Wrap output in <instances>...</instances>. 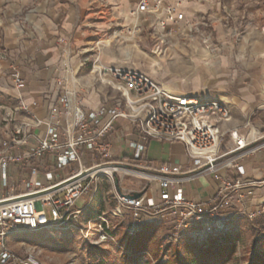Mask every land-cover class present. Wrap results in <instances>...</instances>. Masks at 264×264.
<instances>
[{
	"label": "built area",
	"instance_id": "obj_1",
	"mask_svg": "<svg viewBox=\"0 0 264 264\" xmlns=\"http://www.w3.org/2000/svg\"><path fill=\"white\" fill-rule=\"evenodd\" d=\"M139 12L155 16L158 30H153L151 37L160 51L187 39L198 38L208 48L212 45L211 25L205 15L188 19L166 0H141L136 8V14ZM58 43L62 59L54 80L58 94H44L45 115L37 113L40 101H25L21 92L26 80L17 64L10 65V79L19 93L17 111L23 115L0 141V264H39L32 256H17L8 247V237L20 232L77 227L79 217L97 193L99 180L104 177L115 182L120 174L146 181L139 197L122 190L115 194L112 215L122 216L127 210L133 216L126 228L128 234L138 230L144 215H159L170 221V240L175 243L226 234L228 222L235 215L229 208L242 210L246 196L242 162L264 147V142L251 146L258 137L245 135L236 127L228 131L233 146L227 147L223 143L226 132L221 129V123L232 117L227 102L169 90L142 70L105 66L99 55L82 50L81 64L90 63L98 81L116 93L111 106L87 107L83 93L90 87L80 84L71 66L76 51L67 39L59 38ZM119 118L135 125L129 160L114 156L110 133ZM250 125L248 119L244 126ZM152 139L182 142L192 165L183 169L179 164L148 161L145 154ZM232 168L238 175H223L210 198L186 194L185 183L205 174L220 176ZM86 195L90 200L80 204ZM85 224L87 230L81 228L85 239L90 237L88 228L98 224L96 243L116 241L103 214L90 217Z\"/></svg>",
	"mask_w": 264,
	"mask_h": 264
},
{
	"label": "crops",
	"instance_id": "obj_2",
	"mask_svg": "<svg viewBox=\"0 0 264 264\" xmlns=\"http://www.w3.org/2000/svg\"><path fill=\"white\" fill-rule=\"evenodd\" d=\"M140 1L0 0V93L13 97L19 94L13 87L9 74L10 65L15 63L26 80L21 92L25 101H40L41 106L37 108V113L45 115L47 105L44 103V94H58L54 84L62 64L58 39L64 38L72 43L76 51L71 58L74 75L80 78L81 85L91 88L83 93L84 105L91 108L111 106V98L115 94L110 93L113 91L109 88L105 89L106 84L103 86V83L95 80L90 63L81 64L82 50L92 52L94 56L99 55L100 62L105 66L127 63L129 56L119 63L114 61L110 54L117 51L127 53L136 45L133 41L136 37H142L147 43L153 30H158L154 25L155 16L145 12L136 14ZM166 2L176 5L188 19L207 16L214 42L209 48L180 47L178 43L184 40L171 45L170 52L173 57L183 59L184 65L186 57L192 59L197 74L188 77L186 81V84L192 87L178 91L171 87L166 88L202 98H220L227 101L232 117L221 123V129L228 131L238 127L243 134L256 136L258 142H264V0ZM182 48L187 56L181 58L178 54ZM108 99L110 102L104 103ZM248 119L251 120V125L244 126ZM110 136L114 156L129 160L132 152L131 142L136 137L135 125L128 119L119 118L114 123ZM163 145L162 153L158 157L153 148V140L149 141L145 154L148 161L160 160L179 164L183 169L192 165L182 142ZM242 163L245 166L242 180L246 193L248 196L260 194L264 190V147L246 157ZM226 174L232 177L238 175L233 168L222 171L220 176L201 175L184 184L186 194L193 196L199 193L208 199L216 192L222 183V176ZM140 183L137 182L135 187L127 188L124 192L139 191L143 185ZM115 188L114 199L117 191L122 190L120 179ZM94 199L83 214L92 208ZM88 200L89 195H86L79 203ZM253 201L256 199L251 200V203ZM90 214L97 215L93 212ZM148 219L147 221H150ZM147 226L148 222L141 228ZM136 250L140 252L141 245ZM231 260L233 259L223 264H230Z\"/></svg>",
	"mask_w": 264,
	"mask_h": 264
},
{
	"label": "rangeland",
	"instance_id": "obj_3",
	"mask_svg": "<svg viewBox=\"0 0 264 264\" xmlns=\"http://www.w3.org/2000/svg\"><path fill=\"white\" fill-rule=\"evenodd\" d=\"M149 39L145 43L142 37H136V40H133L136 45L127 53L117 51L110 55L114 61L119 63L129 56L127 63L119 65L142 70L161 81L165 87L174 88L175 91L192 87L188 86L186 81L188 77L197 74V71L194 70V61L186 57L184 65L183 59L174 58L170 52V46L178 41L169 45L166 51H160L155 47L156 40L152 37ZM178 44L180 47H206L198 39H187ZM183 50L184 48L180 49L178 54L181 58L187 56ZM93 75L99 82L97 75L94 73ZM105 87V89L108 88ZM110 93L116 95L115 92ZM105 101L104 103H109L110 99ZM18 106L19 102L16 97L0 93V141L23 115L22 111H17ZM228 131H225L223 143L227 147H232L233 141L229 137ZM152 140L155 144L153 147L155 153L160 157L164 145L155 139ZM259 142L254 141L251 146L261 144ZM118 178L121 180L123 191L135 187L137 182H141L142 186L146 183L144 179L134 175L120 174ZM115 186L116 181L104 177L99 180L94 204L90 208V212L87 211L86 214L79 217L77 227L12 234L7 240L8 247L20 258L32 256L39 264H200L201 260L211 263L212 255L217 252L219 247L226 246L225 244H230L234 248V253L230 258L233 260L230 264H249L254 254L264 255V190L258 195L248 196L246 193L242 210H237L236 206L229 208L235 215L228 222L226 234L209 235L203 241L189 238L183 242L175 243L170 240L172 231L170 221L163 220L159 215H144L138 230L133 235L128 234L126 228L133 221L132 213L127 210L122 216H113L111 213L116 205ZM254 199L256 201L251 203V200ZM47 211L49 215V208ZM91 212L103 214L108 218V231L116 241L96 243L99 234L97 232L98 224L88 228L89 239L83 237L81 228L87 230L85 222L92 217ZM149 217L152 219H148ZM98 222L96 221V223ZM146 222H148V226L144 229L141 228ZM139 245L142 249L140 252L136 250ZM216 245L218 246L214 247ZM234 261L235 263H233Z\"/></svg>",
	"mask_w": 264,
	"mask_h": 264
},
{
	"label": "trees",
	"instance_id": "obj_4",
	"mask_svg": "<svg viewBox=\"0 0 264 264\" xmlns=\"http://www.w3.org/2000/svg\"><path fill=\"white\" fill-rule=\"evenodd\" d=\"M99 215V214H97ZM95 215V216H97ZM92 216V217H95ZM218 244V243H217ZM226 246L220 248L217 250L216 253L212 255L211 263L205 262L201 260L200 264H223L227 260H229L233 253H234V248L230 246V244H225ZM218 245L214 246L217 247ZM249 264H264V255H261L260 253L254 254V257L250 259Z\"/></svg>",
	"mask_w": 264,
	"mask_h": 264
},
{
	"label": "water",
	"instance_id": "obj_5",
	"mask_svg": "<svg viewBox=\"0 0 264 264\" xmlns=\"http://www.w3.org/2000/svg\"><path fill=\"white\" fill-rule=\"evenodd\" d=\"M116 182H118V179H116ZM141 194L142 192L135 191V192L129 193L128 195L131 197H139Z\"/></svg>",
	"mask_w": 264,
	"mask_h": 264
},
{
	"label": "bare ground",
	"instance_id": "obj_6",
	"mask_svg": "<svg viewBox=\"0 0 264 264\" xmlns=\"http://www.w3.org/2000/svg\"><path fill=\"white\" fill-rule=\"evenodd\" d=\"M133 171L134 172H137V173H142V171H138V170H135V169Z\"/></svg>",
	"mask_w": 264,
	"mask_h": 264
}]
</instances>
